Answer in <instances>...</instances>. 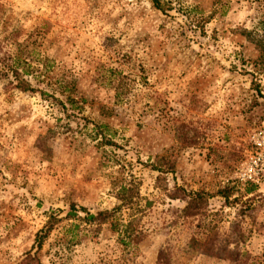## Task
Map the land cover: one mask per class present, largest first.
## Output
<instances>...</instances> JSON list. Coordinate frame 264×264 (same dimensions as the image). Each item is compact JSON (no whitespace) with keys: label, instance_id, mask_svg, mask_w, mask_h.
<instances>
[{"label":"rangeland","instance_id":"rangeland-1","mask_svg":"<svg viewBox=\"0 0 264 264\" xmlns=\"http://www.w3.org/2000/svg\"><path fill=\"white\" fill-rule=\"evenodd\" d=\"M161 6L0 0V264H230L200 254L196 243L212 236L236 239L264 264L254 226L264 224V68L242 34L264 9L253 0ZM19 61L31 68L30 91L13 78ZM112 71L120 104L105 86ZM164 157L172 172L152 170ZM127 181L139 185L135 253L109 224H81L76 243L60 226L26 260L51 215L113 209ZM245 182L256 192L244 195ZM177 189L207 195L200 215L183 218Z\"/></svg>","mask_w":264,"mask_h":264},{"label":"trees","instance_id":"trees-1","mask_svg":"<svg viewBox=\"0 0 264 264\" xmlns=\"http://www.w3.org/2000/svg\"><path fill=\"white\" fill-rule=\"evenodd\" d=\"M257 2L262 9H264V0H253ZM153 6L158 10H163L161 6V0H151ZM245 39L249 41L257 51L256 64L261 68H264V14H262L254 28L251 31H243L242 33ZM18 67L21 69L20 75H17ZM264 71V69H260ZM261 71V73H262ZM14 80H16V86L22 90L30 91V83L24 79V76H30L32 74L31 68L24 62H18V65L11 71ZM119 75L115 71L109 72L108 78H106V85L115 92L114 98L116 104L123 102L125 98V92L123 90V82L118 80ZM66 103L73 104L74 102L70 99H66ZM101 129H106V126H99ZM152 170L160 173L172 172L173 161L170 158H157V160L151 164ZM243 194L251 195L258 189V185L252 182H245L243 185ZM138 183L134 181H127L122 183L115 192V198L118 201V205L110 210H103L98 212H90L86 208L77 209L76 206L72 205L69 211L66 213L64 219L59 218L58 214L51 215L48 221L45 223L43 228L39 230L35 235L34 247L35 251L33 255L27 254L26 260L33 262L35 260L36 253L39 252L50 234L61 226V230L67 237L69 242L76 243L82 235L80 232L84 231L85 228L81 224H85L89 228H99L103 224H109L111 231L117 234L119 244L123 247L124 251L136 252L137 243L141 240L140 232L138 230V224L140 221L141 210L135 209L137 201L140 199L138 192ZM177 194L172 198L178 199L184 202V208L182 209L183 218H189L191 216L200 215L206 208L208 198L204 192H186L183 189H177ZM181 192V195L178 194ZM218 194L228 200L231 191L227 188H223ZM150 205L146 202L144 208ZM81 211L84 216L79 215ZM74 220L79 223H70L64 225V221ZM255 230L258 234L264 235V224L255 223ZM207 242L202 243L197 241L196 246L198 248H205L200 251V254L207 255L218 259H223L230 262V264H260V259L253 256L247 251H240L236 247V239L232 242H227L225 239H216L214 236L207 238ZM235 246L230 249V246Z\"/></svg>","mask_w":264,"mask_h":264}]
</instances>
